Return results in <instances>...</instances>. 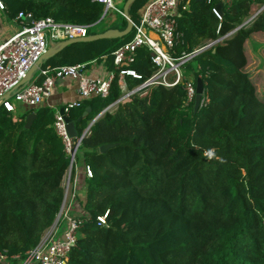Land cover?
<instances>
[{
	"label": "trees",
	"instance_id": "16d2710c",
	"mask_svg": "<svg viewBox=\"0 0 264 264\" xmlns=\"http://www.w3.org/2000/svg\"><path fill=\"white\" fill-rule=\"evenodd\" d=\"M1 1L11 17L22 11L34 19L86 24L88 34L126 26L121 15V26L93 30L104 20L95 0ZM145 1L131 5V20ZM186 1L175 16L183 34L176 51L212 42L183 65L186 78L202 81L209 103L194 111L181 84L157 85L104 110L122 94L114 81L107 97L70 109L77 136L103 112L78 149L92 176H85V213L65 264H264V99L244 70L246 42L264 34V0L222 4L220 19L212 12L216 0H188L182 9ZM129 38L73 43L40 67L102 56L111 61V52ZM128 66L144 78L155 69L145 47ZM126 79L129 88L140 82ZM31 112L35 118L26 128ZM53 121L48 106L16 115L0 105V251L19 255L3 264H18L40 243L63 203L69 159ZM104 144L111 146L100 152ZM103 214L101 224L97 216Z\"/></svg>",
	"mask_w": 264,
	"mask_h": 264
},
{
	"label": "built area",
	"instance_id": "2783aa9c",
	"mask_svg": "<svg viewBox=\"0 0 264 264\" xmlns=\"http://www.w3.org/2000/svg\"><path fill=\"white\" fill-rule=\"evenodd\" d=\"M95 1L103 5L105 13L107 10L115 9L122 14V11L114 6L113 0ZM187 1L182 4V9L186 8ZM216 1L227 5L232 2V0ZM182 2L183 0H149L145 3L138 13L137 21L131 20V37L111 52L112 68L104 77L86 75L83 71L88 63H76L40 67L38 69L40 82H28L20 86V81L50 44L69 38L84 37L88 35V26L80 23H60L51 17L34 19L30 13L19 11L15 18L22 23L20 29L0 41V105L11 112L15 110L14 103H20L29 109L36 108L50 96L57 81L77 80L78 99L53 109V128L61 138L64 152L69 159L68 170L76 169L78 149L82 138L89 133L90 126L88 127V124L80 136L70 137L67 133L65 117H68L70 109L78 106L81 101L95 96L107 97L114 81L117 82L122 94L105 110L113 109L118 103L129 101L135 92L144 96L151 87L157 85L170 87L181 84L186 91L187 101L194 100L196 84L185 77L183 65L212 42L189 52L176 51V47L183 41V34L178 30L175 20ZM0 9L7 11L1 0ZM260 10L261 8L257 9L255 13ZM212 12L218 19L221 18L215 6L212 7ZM141 47H145L150 52V61L155 68L146 78L128 66L134 61L135 53ZM127 77L140 82L129 88ZM208 103V93L202 87L199 107ZM61 108L62 112H60ZM83 172L86 177L92 176L89 165L84 164ZM76 176L77 173L75 178ZM74 197L75 192H72L71 198ZM105 216L106 214L97 216V221L104 224ZM56 222L55 231L62 228L61 234L55 237L52 235L36 247L27 250L18 264H65L67 255L75 244L80 223L79 217L69 213L66 197L57 214ZM18 258V254L9 255L6 251H0V264Z\"/></svg>",
	"mask_w": 264,
	"mask_h": 264
},
{
	"label": "crops",
	"instance_id": "0c3cea01",
	"mask_svg": "<svg viewBox=\"0 0 264 264\" xmlns=\"http://www.w3.org/2000/svg\"><path fill=\"white\" fill-rule=\"evenodd\" d=\"M187 7V5H186ZM256 6L254 7V10L256 11ZM26 22V21H24ZM22 23L20 20H16L15 16L11 17L9 16L8 12L5 10L0 9V41L7 38L8 36L12 35L16 31H18L21 27ZM264 34L262 33H255L251 36V40H248L245 44L249 42H253V39L262 38ZM76 63H88L85 70L83 71L86 75L89 76H100L104 77L112 68V58L111 61L106 56H102L99 59H90L86 62H75L71 64H64V65H73ZM41 81V77L38 75L37 72H33L31 75L29 82H35L38 83ZM77 80L74 79H63L56 82V85L54 89L52 90L49 97H47L42 105L52 107H60L66 103H69L73 100L78 99V93H77ZM20 103H14V112L16 115H22L24 112H26L29 108H25ZM83 160L79 156V153H77L76 157V169L68 170L65 172L62 178V185L65 188V194L66 197V207L70 214H73L77 217L84 215V210L82 208L83 200L85 198V191H86V184H85V175L83 172ZM77 173V176L75 178V174ZM72 192H75V197L71 198ZM60 228L58 231L52 232V235L59 236L61 234ZM49 236H46L47 239ZM44 239V237H43ZM42 239V240H43Z\"/></svg>",
	"mask_w": 264,
	"mask_h": 264
},
{
	"label": "water",
	"instance_id": "95a60500",
	"mask_svg": "<svg viewBox=\"0 0 264 264\" xmlns=\"http://www.w3.org/2000/svg\"><path fill=\"white\" fill-rule=\"evenodd\" d=\"M135 0H125L123 7H122V15L125 18L126 21V26L123 29H117V28H109L106 29L102 32H98V33H93V34H88L84 37H75V38H69V39H65V40H61V41H57L55 43H52L48 46V48L46 49V51L37 59V61L35 62V64L30 68V70L28 71L27 75L20 81L19 86L26 84L30 81L31 75L33 74V72L37 71L43 60L48 59L50 57H53L55 54H57L60 50H62L64 47L73 44V43H78V42H91V41H95V40H99V39H113V38H119V37H123L125 35H127L128 33L131 32V28H132V21H131V17L129 15V10L131 8V5L134 3ZM218 14H221V9H222V3L218 2L215 5ZM105 11H103L100 19H102L104 17ZM247 21H244L241 25L245 24ZM240 25V26H241ZM203 48L200 50L202 51ZM202 87H203V83L200 79H197L196 81V85H195V96H194V102H193V109L194 111H196L199 107V101H200V97H201V92H202ZM88 107L85 109V111L82 113V115L78 118V120H80L83 116L86 115L87 111H88ZM105 110V109H104ZM60 112H62V108L60 109ZM103 111H101L88 125V127L91 125V123L102 113ZM35 118V113L31 112L29 114L26 115L25 117V127L28 128L33 120ZM65 121H66V129H67V133L70 137H76L77 136V131L75 129V124L74 121H72L69 117H65ZM111 145L110 144H104L101 145L99 147V151L103 152L105 151L107 148H109ZM55 222V221H54Z\"/></svg>",
	"mask_w": 264,
	"mask_h": 264
},
{
	"label": "rangeland",
	"instance_id": "374dc122",
	"mask_svg": "<svg viewBox=\"0 0 264 264\" xmlns=\"http://www.w3.org/2000/svg\"><path fill=\"white\" fill-rule=\"evenodd\" d=\"M148 1L149 0H146L144 2L143 6ZM113 4L117 9H122V7H123L122 0H113ZM121 15L122 14L115 9L107 10V12L104 15L103 22L94 26L92 29L96 30L98 28L103 27V25H107L109 23H113V25L121 26L123 23V21H122L123 19H122ZM136 21H137V19H136ZM128 34H129V37H131L132 31ZM104 43H105L104 41H100V42H98V44L94 45L97 48H95L94 46L93 47L96 50H99L103 47ZM245 49H246V54L248 56L249 61L246 65V67L244 68V70L249 74V77L255 86L257 95L260 98L264 99V36H262V38H258L257 40L253 39V42H249L247 44V46H245ZM71 58H72V56H66L67 62H69V60ZM53 63L54 62H52L51 64H53ZM35 72H37V71H35ZM24 107L27 108V106H24ZM63 188H64V186H63ZM64 194H65V188H64ZM64 198H65V196H64ZM84 200H85V198H84ZM55 222H56V219H55ZM55 222L43 235L44 239L42 237V239H43V240L41 239L42 242L44 240H46V238H45L46 236H49V237L52 236V232L55 231V227H56Z\"/></svg>",
	"mask_w": 264,
	"mask_h": 264
},
{
	"label": "clouds",
	"instance_id": "9594fccd",
	"mask_svg": "<svg viewBox=\"0 0 264 264\" xmlns=\"http://www.w3.org/2000/svg\"><path fill=\"white\" fill-rule=\"evenodd\" d=\"M213 151L211 150V149H209V150H207L206 152H205V155L206 156H208L209 158H211L212 156H213Z\"/></svg>",
	"mask_w": 264,
	"mask_h": 264
}]
</instances>
